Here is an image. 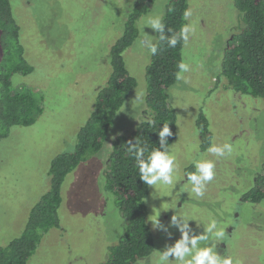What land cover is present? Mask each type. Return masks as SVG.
<instances>
[{
    "label": "rangeland",
    "instance_id": "1",
    "mask_svg": "<svg viewBox=\"0 0 264 264\" xmlns=\"http://www.w3.org/2000/svg\"><path fill=\"white\" fill-rule=\"evenodd\" d=\"M20 27V44L30 74L12 76L15 89H30L42 108L33 124L14 126L0 141V249L19 237L32 208L50 188L49 169L59 154L73 152L78 132L91 116L97 91L111 74L110 49L122 35L135 0H10ZM170 0H155L138 21L139 36L124 53L127 69L137 80L109 128L102 149L86 157L66 178L59 209L61 224L44 233L27 264H102L127 229V219L105 189V172L118 137L128 135L151 115L147 100V66L152 54L141 41L145 33L157 45L150 18L163 19ZM195 29L183 47L190 71L168 89L177 115V138L169 145L178 165L174 186L150 188L147 222L154 234L153 254L137 264H159V252L174 245L153 228L156 215L168 226L175 212L194 219L195 228L212 220L225 237L217 241L220 255L241 264H264V200L241 202L264 173V98L238 93L221 75L227 42L240 29L242 13L235 0H189ZM0 31V68L8 61ZM139 96V101L136 97ZM208 120L212 145H233L231 155L217 157L203 150L197 120ZM216 164V176L203 197L189 196L186 177L199 161Z\"/></svg>",
    "mask_w": 264,
    "mask_h": 264
},
{
    "label": "trees",
    "instance_id": "2",
    "mask_svg": "<svg viewBox=\"0 0 264 264\" xmlns=\"http://www.w3.org/2000/svg\"><path fill=\"white\" fill-rule=\"evenodd\" d=\"M155 0H135L124 24L122 35L110 49L111 74L107 84L97 91L95 108L78 132L73 152L56 156L50 165V188L32 208L23 233L0 249V264H27L36 252L44 233L61 224L59 209L62 204V187L67 176L90 154L99 152L114 124L117 113L123 107L129 93L137 86V80L129 73L124 53L139 36L138 21L147 14ZM242 13V25L237 34L227 42L221 75L228 87L238 93L264 98V0H235ZM189 0H170L162 19L165 35L180 32L187 24L184 12ZM168 29H172L168 32ZM0 31L2 45L8 61L0 68V141L9 135L14 126L34 123L42 108L28 88L15 89L12 76L16 73L30 74L34 67L25 57L20 44V27L14 18L10 0H0ZM157 32L156 55L151 56L147 66V106L151 110L135 131L118 137L105 172V189L115 195V204L127 219V229L119 243L110 249L109 258L102 264H137L153 254L154 234L147 222L146 199L149 186L140 181L139 168L133 154L127 151L128 141L139 139L146 144L149 153L159 147L158 132L164 124L170 126L177 138V115L169 104L168 89L178 80V64L183 61V40L169 47L159 40ZM197 125L202 138L203 150L212 143L206 116L200 114ZM149 153H146L147 156ZM256 185L242 196L241 202L260 204L264 200V173L256 177Z\"/></svg>",
    "mask_w": 264,
    "mask_h": 264
},
{
    "label": "clouds",
    "instance_id": "3",
    "mask_svg": "<svg viewBox=\"0 0 264 264\" xmlns=\"http://www.w3.org/2000/svg\"><path fill=\"white\" fill-rule=\"evenodd\" d=\"M192 15L191 10L184 12V18L187 19ZM148 27L158 32L159 40L166 41L169 47H175L179 40H183L187 45L189 38L194 34L195 29L190 24L181 27L180 32L176 35L166 36L165 25L160 17L150 18ZM172 29H168L171 32ZM142 46L147 47L152 55H156L158 47L153 43L152 38L145 33L141 41ZM179 73L177 78L180 79L182 73L189 72V64L181 61L178 64ZM139 96L136 100L139 101ZM159 147L150 151L146 144H141L139 139L135 143L128 141L127 151L134 155L139 168L140 181L144 182L150 188L174 186L176 183V171L178 168L176 158L171 154L168 138L173 136V132L168 124H164L162 130L158 132ZM208 153L217 157H224L226 154L231 155L233 145L230 143L221 146L212 145L207 149ZM146 153H149L147 156ZM216 164L211 160L199 161L195 164V171L188 173L186 180L191 185L189 196L203 197L206 186L213 181L216 176ZM153 228L162 230L171 238L170 228H176L181 234L179 240L174 245H166L163 252H159V264H241L239 260L234 259L231 255H220L217 251V241L225 237L224 229H219L217 221L212 220L209 224L203 226V232L197 234L201 228L200 224L193 228L190 224L194 219L189 218L180 212H175L171 217L170 224L165 226L161 223L159 217L155 214L149 217Z\"/></svg>",
    "mask_w": 264,
    "mask_h": 264
}]
</instances>
